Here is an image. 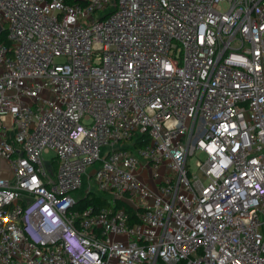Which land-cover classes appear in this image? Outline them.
<instances>
[{"label":"built area","instance_id":"built-area-1","mask_svg":"<svg viewBox=\"0 0 264 264\" xmlns=\"http://www.w3.org/2000/svg\"><path fill=\"white\" fill-rule=\"evenodd\" d=\"M0 157V264H264V0H0Z\"/></svg>","mask_w":264,"mask_h":264},{"label":"trees","instance_id":"trees-1","mask_svg":"<svg viewBox=\"0 0 264 264\" xmlns=\"http://www.w3.org/2000/svg\"><path fill=\"white\" fill-rule=\"evenodd\" d=\"M66 1H68L70 3H74L76 0H66ZM6 41L9 43V40L7 38H6ZM140 138H141V136H138L135 138L136 145L146 143V141L141 142ZM86 186H87V184L85 183L84 187H86ZM83 188H81L79 192H81ZM113 203H114L113 199L109 198L105 194L94 192V193L87 195V193H86L84 196L79 197L76 208L82 210V209H84L88 206H91V205L95 206V208H99L101 206L112 205ZM117 206H119V201H117ZM179 264H185V262L182 261Z\"/></svg>","mask_w":264,"mask_h":264},{"label":"crops","instance_id":"crops-1","mask_svg":"<svg viewBox=\"0 0 264 264\" xmlns=\"http://www.w3.org/2000/svg\"><path fill=\"white\" fill-rule=\"evenodd\" d=\"M12 175V170L9 161L0 157V176L9 177Z\"/></svg>","mask_w":264,"mask_h":264},{"label":"rangeland","instance_id":"rangeland-1","mask_svg":"<svg viewBox=\"0 0 264 264\" xmlns=\"http://www.w3.org/2000/svg\"><path fill=\"white\" fill-rule=\"evenodd\" d=\"M194 161H195V159H192L191 160V165H192V167H194ZM87 193V187H84L83 189H82V191L81 192H79L78 194H77V197L79 198V197H82V196H84L85 194Z\"/></svg>","mask_w":264,"mask_h":264}]
</instances>
